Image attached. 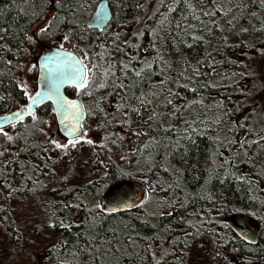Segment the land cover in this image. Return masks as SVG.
Wrapping results in <instances>:
<instances>
[{"label": "snow or ice", "instance_id": "snow-or-ice-1", "mask_svg": "<svg viewBox=\"0 0 264 264\" xmlns=\"http://www.w3.org/2000/svg\"><path fill=\"white\" fill-rule=\"evenodd\" d=\"M13 11L16 16L9 19ZM262 35L264 0H100L94 10L92 0H0V238L10 237L16 245L11 264H38L37 245L43 240L49 242L44 245L48 264H200L192 261L193 252L206 253L209 264H233L230 256L242 264H264V241L252 227L228 235L227 224L214 227L212 209L194 207L208 200L223 211L207 186L246 179L234 174L233 161L264 151V104L247 103L255 89L264 90V82L255 83L264 77L250 69L234 71L247 65L223 55L224 49L249 48L264 60ZM36 47L41 52L26 59ZM196 47L203 55H184L183 49ZM172 49L179 59L169 58ZM216 76L220 80L212 79ZM245 77L253 81L251 88L241 84ZM66 88L75 98L65 95ZM213 89L220 98L206 104L204 93ZM145 111L147 130L133 128ZM89 119H95L94 129ZM90 131L103 135L94 139ZM128 134L147 138L120 155L141 157L146 189L116 184L105 192L116 173L77 186L70 183L74 168L65 164L58 171L66 160L77 159L74 151L88 146L111 152L109 144L120 147ZM199 137L211 142L210 166L200 190L189 193L183 172L154 156L161 151L165 161L179 156L186 163ZM82 163L91 171L108 167L98 156ZM160 167L175 173L172 183L165 186L148 176ZM90 189L95 195L86 201ZM175 192L180 195L167 198ZM133 209L142 215L130 214ZM31 210L39 215L18 222ZM81 210L83 218L74 220L73 212ZM181 210L174 223H151ZM136 221L152 235L140 236Z\"/></svg>", "mask_w": 264, "mask_h": 264}, {"label": "trees", "instance_id": "trees-1", "mask_svg": "<svg viewBox=\"0 0 264 264\" xmlns=\"http://www.w3.org/2000/svg\"><path fill=\"white\" fill-rule=\"evenodd\" d=\"M100 0H92V9L94 10L96 5L98 4ZM16 16V12L13 11L9 19ZM23 22V21H21ZM261 39H264V35L260 37ZM245 39H251L249 37H245ZM230 43H238V40L235 37H230ZM216 45V40L213 38V46ZM211 50V49H209ZM203 48L202 47H196L193 49H183V53L185 56L189 58H194L198 55H203ZM175 49H172L169 51V58H175L179 59L178 55H174ZM215 55V53H213ZM223 55L225 58L232 59V60H238V62L241 65H247V69L244 68H233L234 71H247L252 70L255 72V70L252 68V65L254 62H257L258 60H261L259 57L258 52H253L249 48H243V49H224ZM220 56H217V59H220ZM227 68L228 66L225 65ZM256 74V72H255ZM257 75V74H256ZM156 79H159V77H155L154 81ZM213 80L220 79L219 76L213 77ZM252 80L250 78H243L241 79V84H247L249 87V84ZM227 83V81H225ZM256 90H259L257 88ZM256 90H254V93H256ZM217 89H213L210 92L206 91L204 93L206 99V104H212L214 100L219 99L220 96L217 95ZM66 94L69 97H75L72 89L67 88ZM181 95L183 96L184 93L181 91ZM191 98V96H189ZM85 101L88 98H82ZM111 99V98H110ZM252 100L255 101L256 106L259 107L261 104H263L258 97H255L253 95L252 99L247 101L248 104L252 103ZM154 103H162V100H156ZM159 111L163 112L165 109L161 108ZM148 113L145 111L140 118V120L133 124V128H141V130L146 131L148 126L144 124V120L146 119ZM49 118L50 117H45ZM168 123L169 121H165ZM171 123H175V120L170 121ZM88 123L92 126V128H95L96 121L95 119H89ZM153 127H156L153 125ZM112 131V129H110ZM115 131L119 132L120 134H124L123 130L117 126L115 128ZM99 136H102V133H97ZM223 135V133H221ZM159 138V137H158ZM142 142L146 143L147 138L146 137H140L137 138L131 134L125 135L124 143L120 147L113 146L109 144L108 147L112 148V151L109 152L106 148L97 147L93 150V156H98L101 160L104 161L105 164L108 165L107 168H105L103 165H100L97 168H100L102 170V174L93 180H100L103 176L104 172H108L109 175L112 173H116L115 179H109L106 181L107 187L105 188V191L112 186L113 184L122 181V180H130L135 181L143 185L145 188H147V185L144 184L145 180V174L142 168H139L137 164L133 167V169H128L129 167V161L135 160L136 163L139 160L142 164L143 160L139 156H130L127 160L120 159V155L123 152L124 154H128L130 150L134 149L135 147L142 146ZM197 144L199 147L197 149H193L189 152L188 157L186 158L187 162H182L179 158V156L176 157H168V159L164 160V154L161 151H157L154 158L157 161H160L163 163L164 167L171 168V165H175L176 168H179L183 172V178H182V185L186 186L184 190L189 193H195L200 190V186L203 185L204 179L207 175L206 169L210 166V161L208 159L209 149L212 147L211 142L206 137H199L197 138ZM255 152V148L253 149ZM80 152H76L77 155H81ZM227 155L231 156V153H227ZM110 157V159H109ZM256 159V156L253 157L251 160H248L246 158H239L233 161L234 167L232 171L236 176H240L246 179L236 180L233 178H229L224 183H220L218 181H213L212 184L207 186V193L210 194L215 201V206L218 208H223L224 210L221 211V214L223 216V222L225 221V216L227 214L233 215V214H244L247 216H250L258 221H260L263 224V231L260 237V241H264V220L260 219L261 216L264 215V189H261L258 186V182H261L259 179L255 178L251 173L248 174L246 171H244L245 166L249 165L253 160ZM259 163L261 167H264V162L262 160H259ZM73 162H69L70 168L73 167ZM86 166V165H85ZM164 167H160L159 169L154 170L153 173H149L148 176H153L156 179H159L161 181L165 182V186L169 183H172L175 179V173L173 172H165ZM139 169V171H138ZM262 169V168H261ZM120 171H124L126 173H131V176H123L121 177L119 175ZM194 177H201L199 181L194 180ZM43 178V177H42ZM47 182V181H45ZM155 182V180L153 181ZM180 195L179 192L175 193H168L167 197L170 195ZM94 192L90 189V194L87 197H84L86 201H89L93 198ZM158 195L160 197H165V193L158 192ZM69 199H71V195L69 196ZM206 202H209L208 200H205ZM198 202H202L201 200ZM203 205H200V203L196 204L194 207L196 209H202ZM211 207L210 209L215 210V208H212V205L210 203H207V207ZM193 209L190 207L189 211H192ZM253 213H257L258 215H253ZM132 215H142V210H135L131 211ZM84 212L83 210L76 212H73V219L76 221H79L81 218H83ZM170 218L169 217H163L161 220L157 221L153 219L151 223L159 224L161 227L164 225L169 224ZM137 225V230L140 236L145 235H152V230L150 227H145L141 225L140 221L135 222ZM13 230L15 229V225L12 226ZM231 231V230H230ZM237 264H242L241 260L237 258Z\"/></svg>", "mask_w": 264, "mask_h": 264}, {"label": "rangeland", "instance_id": "rangeland-1", "mask_svg": "<svg viewBox=\"0 0 264 264\" xmlns=\"http://www.w3.org/2000/svg\"><path fill=\"white\" fill-rule=\"evenodd\" d=\"M51 42H42L43 46H48ZM41 52L40 47H36L33 49L31 56L27 57L26 59H33L37 56L38 53ZM252 65V68L256 72V76L258 77H264V60H258L257 62H254ZM31 75V74H30ZM220 80V79H218ZM261 82H264V80H256V84H260ZM253 84V81L250 82L249 87L251 88ZM256 90V89H255ZM255 97H258V99L264 104V90H256V93H254ZM53 129L55 128V124L52 125ZM89 136L96 139L99 137L98 134H96L94 131L89 132ZM97 143H102V141L98 140ZM93 150L90 149L88 146H84V148L81 149V155H77L76 152H73V155L77 157V159L73 162V167L75 169V178L70 181V183L75 184L77 186L86 184L87 180L89 178L91 179H96L102 174V170L100 168H96L95 171H91L88 166L84 165L82 163V158L86 159L90 155L93 156ZM259 160H262L264 162V151L260 152L257 156L256 159L253 160L249 165L245 166L244 171H246L248 174H252L255 178L259 179L261 182H258V186L261 189H264V171H262ZM65 164L70 168L69 162L66 160L64 163H62L58 171L61 173L64 170ZM137 164L139 168H144V164L141 162L136 163V161L130 160L129 161V167L128 169H133V167ZM47 194V193H46ZM101 196H95L96 200H99ZM164 198V197H161ZM93 199V198H92ZM91 199V200H92ZM155 205H149V210H151ZM39 213L36 212L35 210H31L30 212H26L23 217H18V222H24L27 223L28 219H31L33 216H38ZM264 216V215H263ZM30 231V226L28 228H25L24 230V235L25 237L28 236ZM58 232L52 233V238L55 239L56 235H58ZM3 234H0V237H2ZM48 240H43V241H38L37 245V259H38V264H48L47 261V253L44 250V245L48 244ZM16 245L14 241L10 237H5V238H0V264H11L13 260H15V255H14V249ZM192 261H200V264H209L208 257L206 253H200L197 254L195 252L192 253ZM237 264V263H236Z\"/></svg>", "mask_w": 264, "mask_h": 264}, {"label": "water", "instance_id": "water-1", "mask_svg": "<svg viewBox=\"0 0 264 264\" xmlns=\"http://www.w3.org/2000/svg\"><path fill=\"white\" fill-rule=\"evenodd\" d=\"M99 3H100V1L98 2V4ZM45 47H47V46H45ZM66 89L64 91H66ZM65 95H67L66 92H65ZM69 98H75V97H69ZM116 184H120L121 188H127L130 185V186L136 188L137 192L139 191V188L142 186L140 183L135 182V181L122 180V181H119V182L113 184L109 188H112ZM107 191H108V189L105 192H107ZM135 210H137V209H133L132 211H135ZM227 222L229 224V227L231 228V230L234 233L239 232L240 229L247 224L249 227H252L255 230V232L257 234V239L260 241V237H261V234L263 231V225L260 221L254 219L250 216L244 215V214H233V215H230L228 217Z\"/></svg>", "mask_w": 264, "mask_h": 264}, {"label": "flooded vegetation", "instance_id": "flooded-vegetation-1", "mask_svg": "<svg viewBox=\"0 0 264 264\" xmlns=\"http://www.w3.org/2000/svg\"><path fill=\"white\" fill-rule=\"evenodd\" d=\"M144 187V186H143ZM145 188V187H144ZM146 189V188H145ZM174 196H176L175 194H172V195H170L169 197H167L168 199H171V198H173ZM101 198H102V196H101ZM100 198V199H101ZM165 198V197H164ZM99 199V200H100ZM202 202H197V204L198 203H200V205H203L202 207V209H210L211 207L209 206V207H207V203H209V202H206L205 200H201ZM217 206V205H216ZM217 208V207H216ZM219 208V207H218ZM190 209V208H189ZM189 209H188V211H189ZM213 210V209H212ZM211 210V216H213L217 221H218V223L216 224V225H214V227H216L217 228V230H220L221 228H222V226L224 225V224H227L228 226H229V224H228V222H227V219H228V217L230 216V214H227L226 216H225V221L223 222V216H222V214H221V212H217L216 210H214V211H212ZM180 214H184L183 213V210H181V212L180 213H174L173 214V218H170V221H169V223L171 222V223H174L175 222V220H174V217H176L177 215H180ZM263 225V224H262ZM231 228L229 227L228 229H224L223 231L224 232H227L228 233V235H232V234H234V232L231 230ZM230 259L232 260V262H233V264H236L237 263V258L235 257V256H230ZM173 264H174V262H173Z\"/></svg>", "mask_w": 264, "mask_h": 264}]
</instances>
